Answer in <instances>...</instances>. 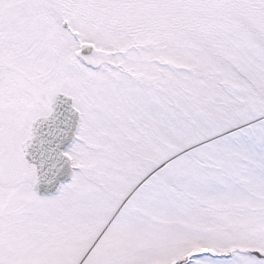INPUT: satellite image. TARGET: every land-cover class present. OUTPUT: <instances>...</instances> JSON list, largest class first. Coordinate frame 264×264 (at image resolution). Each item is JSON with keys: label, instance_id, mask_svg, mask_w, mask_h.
Listing matches in <instances>:
<instances>
[{"label": "snow or ice", "instance_id": "snow-or-ice-1", "mask_svg": "<svg viewBox=\"0 0 264 264\" xmlns=\"http://www.w3.org/2000/svg\"><path fill=\"white\" fill-rule=\"evenodd\" d=\"M0 264H264V0H0Z\"/></svg>", "mask_w": 264, "mask_h": 264}]
</instances>
